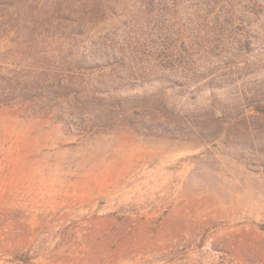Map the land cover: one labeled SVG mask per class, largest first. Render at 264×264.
<instances>
[{"label": "rangeland", "instance_id": "rangeland-1", "mask_svg": "<svg viewBox=\"0 0 264 264\" xmlns=\"http://www.w3.org/2000/svg\"><path fill=\"white\" fill-rule=\"evenodd\" d=\"M0 264H264V0H0Z\"/></svg>", "mask_w": 264, "mask_h": 264}]
</instances>
